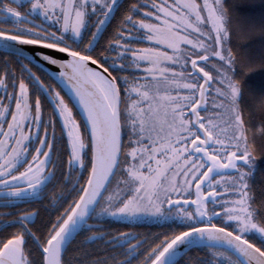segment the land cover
<instances>
[{
	"label": "snow or ice",
	"instance_id": "obj_1",
	"mask_svg": "<svg viewBox=\"0 0 264 264\" xmlns=\"http://www.w3.org/2000/svg\"><path fill=\"white\" fill-rule=\"evenodd\" d=\"M232 33L225 0H0V264H73L64 257L78 234L103 254L75 264H264L253 155L264 116L254 124L241 106ZM25 45L66 54L34 55L59 69L83 124ZM37 93L59 119L67 170ZM46 199L57 215L38 235L40 209L19 205ZM146 218L179 230L104 228Z\"/></svg>",
	"mask_w": 264,
	"mask_h": 264
},
{
	"label": "trees",
	"instance_id": "obj_2",
	"mask_svg": "<svg viewBox=\"0 0 264 264\" xmlns=\"http://www.w3.org/2000/svg\"><path fill=\"white\" fill-rule=\"evenodd\" d=\"M225 7L228 9L233 22L230 47L237 57L235 78L240 82L242 88L241 106L245 109L246 114H253V123L259 125L261 117L264 116V112L260 111L261 105H264V0H225ZM259 16L261 18H257ZM37 69L41 71L40 73L45 74L39 68ZM45 76L60 89L70 105H72L61 87L48 75L45 74ZM74 112L76 113L75 108ZM76 116H78L77 113ZM55 120L57 121L58 119L56 118ZM59 142L63 144V150L61 152L63 156L61 160L64 162V169L66 170L67 156L64 155L65 141L62 138ZM254 146L255 151L253 155L257 161L258 168L256 183L259 186L261 183H264V172L259 171L260 168H264V139L257 137ZM68 187L70 189L71 185L69 184ZM57 191H59V187ZM36 207L40 209V214L35 218L32 228L38 235H42L45 233L49 221L55 220L58 206L46 199L42 204H24L20 208L31 209ZM108 224V229L112 233L116 231H127L129 229V224L125 223L110 221ZM84 235L79 234L71 245H69L68 251L65 253V260L73 261V264H75L74 258H83V252L85 251L93 254L91 258H94L95 255L103 254L100 252L101 246L85 242ZM206 252L207 250L204 249L190 254L202 257Z\"/></svg>",
	"mask_w": 264,
	"mask_h": 264
},
{
	"label": "flooded vegetation",
	"instance_id": "obj_3",
	"mask_svg": "<svg viewBox=\"0 0 264 264\" xmlns=\"http://www.w3.org/2000/svg\"><path fill=\"white\" fill-rule=\"evenodd\" d=\"M121 15H122V10H121V12H118L115 14L114 19H112L109 24L105 25L104 32H103V38L101 39L100 44L97 46L98 50L103 48L104 46H106L108 39L112 38V36L114 35V32H115L116 28L118 27L119 21L121 19ZM93 20H95V18H93ZM32 68L35 69L34 67H32ZM32 68H31V70H32ZM33 91L35 92V90H33ZM42 104H44L43 101H42ZM47 104L52 106V104L50 102H48V100H47ZM74 114H75V112H74ZM46 120H52V119H46ZM52 132H53V130L51 128H49V136L50 137L52 136ZM41 134H43V132H41ZM55 136L57 137V143H56L57 151L54 153L53 158L57 159L59 162V161H61V157L63 156L61 154V152L63 150V148H62L63 144H60V142H59L62 139L61 138L62 133H61V125H60V122L58 120L56 121ZM63 139L66 143V137H64ZM0 209H2V208H0ZM5 211H7V209H3V211H0V212H5ZM0 219H3V218H0ZM110 221L111 222H118L115 220L105 221L104 222V228L107 231H109L108 222H110ZM120 223L129 224V229L127 231L139 234V236L142 238L143 237L151 238L155 235H158V234H161L164 232H169L172 230H179L172 221H164V220L156 221V220L146 218L143 220H137L135 222L124 221V222H120Z\"/></svg>",
	"mask_w": 264,
	"mask_h": 264
},
{
	"label": "water",
	"instance_id": "obj_4",
	"mask_svg": "<svg viewBox=\"0 0 264 264\" xmlns=\"http://www.w3.org/2000/svg\"><path fill=\"white\" fill-rule=\"evenodd\" d=\"M23 48L25 50L26 56L33 57L32 65L42 70L46 75H48L52 80H54L61 87V89L67 95V97L69 98L70 102L72 103L73 107L75 108L76 112L78 113L80 117V110L78 107H75V101L73 100L68 87L65 86L64 84H60V82L55 79L56 73H58L59 69L56 66L48 65L46 62H42L38 56L34 55L35 52H41L42 54L53 55L55 58H58V59H64L66 58V54L55 52V50H52V49H42L39 46H33V45H25L23 46Z\"/></svg>",
	"mask_w": 264,
	"mask_h": 264
},
{
	"label": "rangeland",
	"instance_id": "obj_5",
	"mask_svg": "<svg viewBox=\"0 0 264 264\" xmlns=\"http://www.w3.org/2000/svg\"><path fill=\"white\" fill-rule=\"evenodd\" d=\"M257 18H261L260 16L259 17H257ZM248 21H250V20H248ZM244 22H246V21H244ZM30 68H32V67H34L35 69H33L32 68V70H33V72H35L36 73V75L37 76H39L40 77V79H41V82L45 85V87H53V88H55L57 91H60V89L55 85V84H53V82L47 77V76H45L44 74L42 75L40 72L41 71H39L35 66H33L32 64L29 66ZM235 67V66H234ZM16 71H17V74L19 75V66H17V68H16ZM236 71V70H235ZM33 90H35V87L33 88ZM61 92V91H60ZM37 94H40L41 95V99H42V101L44 102V104H42L44 107H43V112H44V117H45V119H58V117H54L53 116V107L51 106V105H47L46 104V102H47V98L46 97H44L43 96V94L42 93H37ZM61 95L64 97V99H65V101H66V103H68L69 105H70V103H69V101L65 98V96L61 93ZM46 101V102H45ZM49 102V101H48ZM72 104V103H71ZM72 108H73V112H74V107H73V105H70ZM77 113V112H76ZM76 113L74 114L75 116H76ZM77 115H78V113H77ZM78 117H79V115L78 116H76V118L78 119ZM59 120V119H58ZM67 170V169H66ZM23 205L24 204H21V205H19V207H23ZM0 211H3V209H0Z\"/></svg>",
	"mask_w": 264,
	"mask_h": 264
},
{
	"label": "bare ground",
	"instance_id": "obj_6",
	"mask_svg": "<svg viewBox=\"0 0 264 264\" xmlns=\"http://www.w3.org/2000/svg\"><path fill=\"white\" fill-rule=\"evenodd\" d=\"M78 122H80L81 124H83V121L80 119V117H78Z\"/></svg>",
	"mask_w": 264,
	"mask_h": 264
}]
</instances>
